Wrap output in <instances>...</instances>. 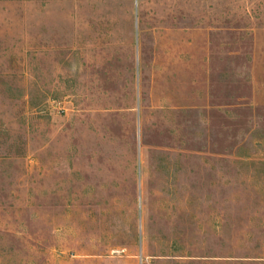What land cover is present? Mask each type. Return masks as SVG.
I'll use <instances>...</instances> for the list:
<instances>
[{"label": "rangeland", "instance_id": "obj_1", "mask_svg": "<svg viewBox=\"0 0 264 264\" xmlns=\"http://www.w3.org/2000/svg\"><path fill=\"white\" fill-rule=\"evenodd\" d=\"M0 264H264V0H0Z\"/></svg>", "mask_w": 264, "mask_h": 264}]
</instances>
